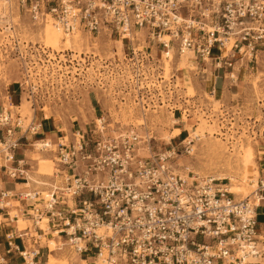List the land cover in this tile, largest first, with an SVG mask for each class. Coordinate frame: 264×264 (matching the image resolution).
Wrapping results in <instances>:
<instances>
[{
  "label": "built area",
  "instance_id": "1",
  "mask_svg": "<svg viewBox=\"0 0 264 264\" xmlns=\"http://www.w3.org/2000/svg\"><path fill=\"white\" fill-rule=\"evenodd\" d=\"M15 2L34 21L51 19L67 35L107 31L124 39L143 29L165 50L191 52L232 81L257 69L264 54V0ZM101 120L70 139L39 141V150L55 154L56 167L46 191L21 194L34 224L55 223L74 251L92 254L95 264H259L252 259L264 252L257 219L264 167L251 192L237 199L216 177L176 172L173 149L142 156L134 130L105 134ZM21 128L20 118L12 121L2 107L0 173L14 179L26 178L15 159ZM38 129L33 121L26 128Z\"/></svg>",
  "mask_w": 264,
  "mask_h": 264
},
{
  "label": "rangeland",
  "instance_id": "2",
  "mask_svg": "<svg viewBox=\"0 0 264 264\" xmlns=\"http://www.w3.org/2000/svg\"><path fill=\"white\" fill-rule=\"evenodd\" d=\"M44 23L31 19L15 0H0V110L10 112L12 121L20 118L21 129L47 116L70 139L72 132L93 129L101 118L105 134L134 130L142 156L173 149V168L182 175L216 177L237 199L255 187L264 149L263 53L257 69L242 70L236 81L223 77L226 91L214 94L211 78L222 77L220 71L175 48L169 60L143 29L124 39L107 31L77 32L68 46L59 32L54 50L45 45L44 34L46 27L55 30ZM136 77H142L140 84ZM33 148L30 157L37 173L52 174L55 154ZM248 149L252 158L244 175L241 164ZM22 220L23 226L30 223ZM61 242L49 241L51 249L61 246L63 257L49 256L48 264L80 260L68 242ZM259 242L264 250L262 237ZM252 260L264 264V252L263 258Z\"/></svg>",
  "mask_w": 264,
  "mask_h": 264
},
{
  "label": "crops",
  "instance_id": "3",
  "mask_svg": "<svg viewBox=\"0 0 264 264\" xmlns=\"http://www.w3.org/2000/svg\"><path fill=\"white\" fill-rule=\"evenodd\" d=\"M222 78H211L214 94L217 91L223 95L224 91H226L227 79L222 80ZM241 79L242 77H239L240 82L242 81ZM48 118L44 116L37 123L32 120L34 124L39 126L35 134L26 129H21L16 133L19 140L18 146L15 149V159L19 161L20 166L25 170L26 178L14 179L0 173V264H48L49 256L59 260L63 257L62 252H60L61 246L54 249L49 247L50 240H53L57 244L61 240L62 245L67 242L66 236L59 232L61 228L55 223L47 222L46 220L41 221L37 225L34 224L30 216L24 213L29 211L28 205L30 201H25L21 198V194L27 190L46 191L48 189L47 185L54 180L51 174L37 173V164L30 157L31 150L34 149V142L49 139L52 143H56L63 136L61 127L56 125L57 122ZM59 132L61 135H58ZM54 135H56V139ZM261 151L259 163L263 168L264 149ZM51 154L49 153L50 156ZM2 193L5 196H1ZM257 212L259 233L262 237L261 243L264 244V203L258 208ZM20 216L22 217L21 219L30 222L22 229L18 227ZM77 254L80 260L69 259L70 264H82V260L86 263L91 262L95 264L92 254ZM83 256L85 257L83 258Z\"/></svg>",
  "mask_w": 264,
  "mask_h": 264
},
{
  "label": "bare ground",
  "instance_id": "4",
  "mask_svg": "<svg viewBox=\"0 0 264 264\" xmlns=\"http://www.w3.org/2000/svg\"><path fill=\"white\" fill-rule=\"evenodd\" d=\"M49 20H51V19H48L47 21H49ZM46 21V23H44L43 24V26H47V25H49L51 28H53L55 31H53V30H49L47 27H46V29H45V34H44V37H45V45L46 46H48V47H50V48H52V49H54V50H57L58 49V47H59V43H60V39H61V37H60V34H59V32L61 33V36L63 35L62 34V31L59 29V27L56 25V24H54L52 21H50V22H47ZM64 36V38H65V40H64V44H66L67 46L68 45H70L71 44V39H73L74 38V40H75V38L76 37H78L79 36V34L76 32V33H73V34H71V35H67V34H64L63 35ZM130 36H131V34H130ZM172 52H173V50L171 49V48H169L168 50H163V55L165 56V57H168V58H170L169 60H172ZM183 55H181L180 56V58L182 57ZM47 117V116H46ZM198 130V129H197ZM195 132H194V135H195V137L196 136H199V133H198V131H196V130H194ZM201 134H203V133H201ZM167 138V137H166ZM169 139V138H168ZM40 143H39V141H37V143H36V147H40ZM247 152V155H244L243 154V156H245V157H243V162H242V166H243V171H244V175H247V169H248V165L250 164V159L252 158V152H251V150H247L246 151ZM244 177V176H243ZM245 181V186H247L248 185V183H249V181H247V179H245L244 180ZM254 185H255V183H254ZM244 186V187H245ZM237 190H239V188H237ZM230 191H231V193L233 192V190H231L230 189ZM245 191V190H244ZM235 192V191H234ZM233 192V193H234ZM248 193V192H247ZM243 194H245V192L243 193ZM22 223H23V220L22 219H19L18 220V227H19V229H22L24 226L22 225ZM55 232V231H54ZM55 234V233H54ZM82 262H84L83 260H82ZM86 263V262H85ZM85 263H83V264H85Z\"/></svg>",
  "mask_w": 264,
  "mask_h": 264
}]
</instances>
